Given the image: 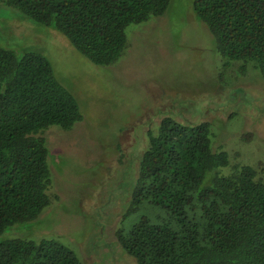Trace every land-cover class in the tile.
<instances>
[{
    "label": "trees",
    "instance_id": "1",
    "mask_svg": "<svg viewBox=\"0 0 264 264\" xmlns=\"http://www.w3.org/2000/svg\"><path fill=\"white\" fill-rule=\"evenodd\" d=\"M168 2L0 0L61 32L98 66L118 60L128 25L162 15ZM193 10L223 66L238 73L235 79L250 80L253 69L264 82V0H194ZM232 95L234 102L239 94ZM81 118L76 98L42 54L18 56L0 48V237L17 223L35 220L50 204L45 133L53 126L70 130ZM212 138L208 121L189 124L171 116L149 132L129 209L142 206L145 214L116 233L121 251L135 264H264V163L231 161ZM0 264L80 260L55 240L0 238Z\"/></svg>",
    "mask_w": 264,
    "mask_h": 264
},
{
    "label": "rangeland",
    "instance_id": "2",
    "mask_svg": "<svg viewBox=\"0 0 264 264\" xmlns=\"http://www.w3.org/2000/svg\"><path fill=\"white\" fill-rule=\"evenodd\" d=\"M193 1L170 0L162 15L128 25L126 46L109 66L90 62L55 28L0 4V48L42 54L82 116L70 130L53 126L45 133L50 204L1 239L55 240L80 264H135L116 233L145 214L142 206L129 212L133 174L149 132L166 116L208 121L214 144L231 161L264 163V82L256 70L250 69V80H237L238 73L223 66Z\"/></svg>",
    "mask_w": 264,
    "mask_h": 264
}]
</instances>
